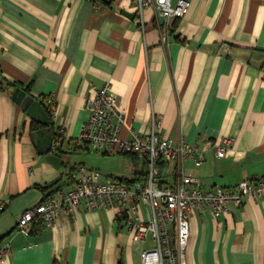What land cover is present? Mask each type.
I'll return each instance as SVG.
<instances>
[{
    "label": "crops",
    "instance_id": "crops-1",
    "mask_svg": "<svg viewBox=\"0 0 264 264\" xmlns=\"http://www.w3.org/2000/svg\"><path fill=\"white\" fill-rule=\"evenodd\" d=\"M104 83L124 112L121 138L159 120L172 147L204 153L201 165L162 161V184L182 172L208 191L264 176V0H190L182 19L169 20L150 7L139 14L133 0H0V249L9 247L0 264H141L152 246L136 242L117 212L82 206L52 229L17 228L24 211L73 187L75 166L101 168L87 165L91 147L77 138L84 102ZM15 89L49 117L52 97L49 128L13 101ZM222 137L231 145L218 158ZM128 160L147 170L143 157ZM130 172L102 174H145ZM189 230L187 264H264V200L245 198L218 219L193 212Z\"/></svg>",
    "mask_w": 264,
    "mask_h": 264
},
{
    "label": "built area",
    "instance_id": "built-area-1",
    "mask_svg": "<svg viewBox=\"0 0 264 264\" xmlns=\"http://www.w3.org/2000/svg\"><path fill=\"white\" fill-rule=\"evenodd\" d=\"M133 1L139 14L150 7L164 20L182 19L190 7V0ZM46 102L50 117L54 118L56 110L52 97ZM115 105L116 96L110 91L109 83L97 88L94 97L84 102L88 119L82 123L77 141L103 155L143 157L147 170L142 178L121 181L104 176L98 169L78 164L71 172L73 187L58 190L24 211L17 223L18 229L29 228L37 232L52 229L62 212L75 217L80 206L85 211L117 212L123 217L124 228L136 242H152L151 247L140 252L141 264H187L189 217L193 212L208 209L212 217L218 219L229 206H238L245 198L264 200V176L256 181H239L232 188L215 187L208 191L200 188L196 178L182 172L173 183L162 184L159 181L162 161L191 160L201 165L204 153L185 143L172 147L158 133L159 120L152 121V129L146 135L133 133L128 140L121 138L124 112ZM230 145L231 139L222 137L215 155L225 158ZM3 209L4 205L0 203V211ZM8 252V246L0 249V262Z\"/></svg>",
    "mask_w": 264,
    "mask_h": 264
},
{
    "label": "rangeland",
    "instance_id": "rangeland-1",
    "mask_svg": "<svg viewBox=\"0 0 264 264\" xmlns=\"http://www.w3.org/2000/svg\"><path fill=\"white\" fill-rule=\"evenodd\" d=\"M89 158L93 159V162L91 164H87L90 167H95V166H101V168L95 167V169H98L101 171V173L108 174V175H114L116 174H123V175H128L131 173L130 171L138 170L140 172L141 170H144L146 172V168L143 167V165L140 163V166L136 164H132V162L128 159H130L127 156L120 155V154H113L111 156L108 155H103L96 153L92 148L89 150L88 153H86ZM133 168V169H130ZM105 176V175H104Z\"/></svg>",
    "mask_w": 264,
    "mask_h": 264
},
{
    "label": "water",
    "instance_id": "water-1",
    "mask_svg": "<svg viewBox=\"0 0 264 264\" xmlns=\"http://www.w3.org/2000/svg\"><path fill=\"white\" fill-rule=\"evenodd\" d=\"M12 99L15 103L19 104L20 107L26 112L29 118L39 125L45 126L47 128L51 125V120L47 112L43 109L41 105V100L34 99L30 95L26 94L24 91L15 89L12 94ZM35 137V134H34ZM47 151V149H46ZM60 153V151H59ZM55 162H58V157L52 158Z\"/></svg>",
    "mask_w": 264,
    "mask_h": 264
},
{
    "label": "trees",
    "instance_id": "trees-1",
    "mask_svg": "<svg viewBox=\"0 0 264 264\" xmlns=\"http://www.w3.org/2000/svg\"><path fill=\"white\" fill-rule=\"evenodd\" d=\"M92 3H96V2H98V3H101V2H104V0H90ZM25 92H28V90H26ZM124 156H127V157H129V158H131V159H134V157L136 156V155H132V154H127V155H124ZM143 173V172H142ZM144 174H141V173H139V174H137V176H135V177H131V178H133L132 179V181L133 180H136V179H139V178H142V176H143ZM131 178H127V177H122V178H118L119 180H121V181H129V180H131ZM56 191H58V190H55L54 191V193L56 192ZM52 195H53V193H52ZM32 232V231H31ZM33 233V232H32Z\"/></svg>",
    "mask_w": 264,
    "mask_h": 264
}]
</instances>
